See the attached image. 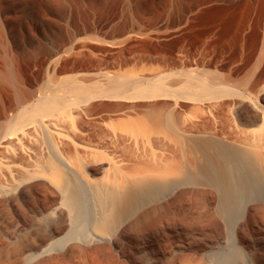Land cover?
<instances>
[{
    "label": "bare ground",
    "instance_id": "1",
    "mask_svg": "<svg viewBox=\"0 0 264 264\" xmlns=\"http://www.w3.org/2000/svg\"><path fill=\"white\" fill-rule=\"evenodd\" d=\"M88 205L65 254L264 231V0H0V235Z\"/></svg>",
    "mask_w": 264,
    "mask_h": 264
},
{
    "label": "rangeland",
    "instance_id": "2",
    "mask_svg": "<svg viewBox=\"0 0 264 264\" xmlns=\"http://www.w3.org/2000/svg\"><path fill=\"white\" fill-rule=\"evenodd\" d=\"M101 177L103 178V174H98L93 179L98 180ZM89 207L91 206L88 205L82 213L86 222L82 228H79L78 222L70 219L67 212L63 211L58 221V232L54 237H52V231L55 227L54 222L56 218L51 215L40 220L39 227H36V225L28 226L32 237L25 239L27 248L21 252L15 251L12 248V244L19 238H22L26 232L23 231L22 226H17L15 233L1 234L0 264H264V231L262 230L259 232L254 231V234L258 233L257 236L252 239H246L240 244L244 248L243 250H240L237 243L222 239L220 244L215 246H219L217 251L205 255L195 256L177 252V250L186 247V244L178 248L173 244L175 236L172 235L162 237L161 248L164 250L160 251L161 248L155 246L154 253L148 250L151 245H148L146 248L137 249L129 245L127 241H124V244L114 250L107 248L106 245H102L97 251L93 252L94 254L75 250L70 252V254H65V251L73 244L69 236V233L73 229L77 227L76 230L83 235L91 231L93 218ZM43 249L44 251L47 250L48 253L41 255Z\"/></svg>",
    "mask_w": 264,
    "mask_h": 264
}]
</instances>
